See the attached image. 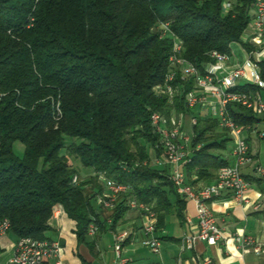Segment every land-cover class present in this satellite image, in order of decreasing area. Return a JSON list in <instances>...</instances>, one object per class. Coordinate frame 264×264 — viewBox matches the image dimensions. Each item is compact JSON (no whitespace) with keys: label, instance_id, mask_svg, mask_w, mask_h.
<instances>
[{"label":"trees","instance_id":"16d2710c","mask_svg":"<svg viewBox=\"0 0 264 264\" xmlns=\"http://www.w3.org/2000/svg\"><path fill=\"white\" fill-rule=\"evenodd\" d=\"M253 16V0H235L227 13L220 0H0V217L8 219L9 233L44 239L60 205L75 222L77 241L88 245L105 179L130 189L112 211V226L129 196L154 203L160 216L169 212L172 193L182 209L166 170L149 158L150 147L160 155L151 114L168 124L180 114L196 118L183 166L190 184L193 175L212 178L228 164L214 152L230 139L216 119L187 108L192 81L173 100L153 93L172 47L157 27L168 23L182 57L202 70L211 52H230ZM258 67L264 83V59ZM229 114L242 127L256 120L240 107ZM14 142L23 145L22 157ZM74 162L94 175L73 183Z\"/></svg>","mask_w":264,"mask_h":264},{"label":"built area","instance_id":"2783aa9c","mask_svg":"<svg viewBox=\"0 0 264 264\" xmlns=\"http://www.w3.org/2000/svg\"><path fill=\"white\" fill-rule=\"evenodd\" d=\"M234 1L220 0L221 10L224 13L230 11ZM253 1L254 16L250 25L251 34L246 35L244 32L240 41L236 42L245 48L247 59L242 66L232 68L230 71H227L225 67V64L230 61V54L217 51L209 54L210 62L199 70L182 57V42L172 34L169 24L164 22L157 27L160 38L172 39V47L168 57V71L162 82L153 87V93L158 97L173 100L182 94L183 85L192 81L191 88L184 94V103L187 108L209 109L210 116L217 120L221 130L227 132L233 145L232 162L219 167L215 182L200 188L195 187L187 181L181 169V166L189 161L191 151H188V144L192 139V134L189 135L183 130L182 115L172 118L170 124L158 113H152L150 116L153 131L159 136L160 155L154 163L166 170L167 178L172 183L176 194L193 202L195 206L197 232L194 236L185 238V248H191L197 241L213 246L221 240L222 232L216 224L210 202L219 197L222 192H230L233 200L238 204L247 203L245 193L249 184L244 179L241 169L251 161L250 152L243 137L244 129L230 116L229 110L240 107L250 111L254 116L259 117L264 114V100L260 93V90L264 89V83L260 78L258 67V63L264 59V0ZM241 80L249 86L241 85ZM244 86L246 89L239 88ZM189 123L193 127L196 124V118L189 116ZM258 171L264 174L263 168H259ZM72 181L77 183L78 177L74 176ZM104 184L105 190L99 197V203L104 210L113 211L130 189L127 185L111 179H105ZM126 204L129 208L136 209L143 217L141 245L159 256L161 241L156 233V215L153 208L138 201L134 196H129ZM56 212L57 205L54 206L52 215ZM97 229L96 224L91 223L88 227V235H95ZM9 231L8 219L0 217V258L5 252L1 242ZM126 237V232H118L114 237V264H126V260L121 257L122 244ZM235 240L241 244L252 243L250 238L238 235H235ZM2 264L67 263L62 260L61 247L57 241L22 237L16 239L9 258ZM148 264L163 263L159 260ZM206 264H210V261H206Z\"/></svg>","mask_w":264,"mask_h":264},{"label":"crops","instance_id":"0c3cea01","mask_svg":"<svg viewBox=\"0 0 264 264\" xmlns=\"http://www.w3.org/2000/svg\"><path fill=\"white\" fill-rule=\"evenodd\" d=\"M235 46L234 49L230 46V61L225 64L227 71L242 66L247 59L245 48L236 42ZM240 84L246 85L242 80ZM233 111L237 112V108H233ZM199 113L201 115L200 110ZM181 115L183 130L191 135L189 115ZM209 115L210 112L206 116ZM255 117L256 120L252 124L243 127V137L248 144L251 158L249 164L241 169L244 179L249 184L245 193L247 203H236L232 194L227 191L210 202L216 224L222 232L221 240L215 245L208 246L197 241L191 248L184 247L185 238L194 236L197 232L195 206L193 202L182 198L183 208L179 209L176 205V196L172 193L168 196L171 204L169 212L157 216L154 211L156 233L161 241L159 256L141 245L143 217L136 209L129 208L127 202L123 217L112 226V211L104 210L100 207L99 200L96 201L98 229L95 235L87 236L88 245L77 241L75 222L67 217L60 205H57V212L48 221L45 238L59 243L62 260L67 264H114V237L118 232L127 233L121 251V257L126 260V264H148L159 260L163 264H206L208 260L210 264H264V174L258 171L259 168L264 169V114ZM218 131L220 132V129ZM232 146L230 139L224 150L214 153L220 154L231 163ZM188 151H191L190 144ZM148 154L151 164L162 169L161 165L154 163L157 159L156 150L150 147ZM183 166L184 164L181 169L184 172ZM79 174L87 177L93 176L94 172L90 168H85ZM215 177L216 173L208 179H198L193 175L190 182L200 188L213 184ZM148 205L154 207V203ZM235 235L250 238L252 243L248 245L238 243Z\"/></svg>","mask_w":264,"mask_h":264},{"label":"rangeland","instance_id":"374dc122","mask_svg":"<svg viewBox=\"0 0 264 264\" xmlns=\"http://www.w3.org/2000/svg\"><path fill=\"white\" fill-rule=\"evenodd\" d=\"M253 13V12H252ZM251 31H252V29H251V26L249 25V27L247 28V30L245 31V34L246 35H250L251 34ZM231 48L232 49H234L236 46H235V43H232L231 45ZM196 110H198L199 111V109L197 108V109H194V110H192V111H196ZM201 111V116H206L207 115V113L209 112V109H202V110H200ZM12 148H13V152H14V154L16 155V156H18V157H22V154H23V145L20 143V142H14L13 143V146H12ZM75 163V168H77V170L80 172H82L85 168L84 167H82L79 163L77 164V162H74ZM90 176H81L80 174L78 175V179L79 180H87L88 178H89ZM96 202H93V205H94V208H96V204H95ZM98 207V206H97ZM14 242H16V238L12 235V234H8L6 237H5V239L4 240H2V246L4 247V249H5V252H3L2 253V256H1V258H0V264H2L6 259H8L9 258V256H10V251H11V248H12V246H13V244H14Z\"/></svg>","mask_w":264,"mask_h":264}]
</instances>
